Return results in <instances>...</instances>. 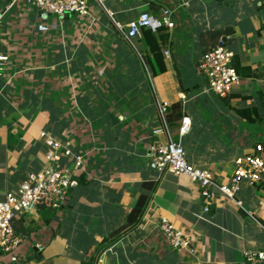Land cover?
<instances>
[{"label":"crops","instance_id":"0c3cea01","mask_svg":"<svg viewBox=\"0 0 264 264\" xmlns=\"http://www.w3.org/2000/svg\"><path fill=\"white\" fill-rule=\"evenodd\" d=\"M104 6L91 2L85 16L51 15V28L39 31L35 7L0 0V51L11 55L6 77L0 75V200L41 169L40 131L71 138L85 156L60 210L37 208L14 220L24 237L18 261L0 256V264H95L99 257L103 264H238L245 250L264 251V177L241 182L233 199L214 188L204 211L198 184L153 170L148 154L153 140L169 135L189 162L229 185L233 160L264 144V107L255 90L260 86L264 101V1L106 0ZM165 8L176 21L172 30L161 28L166 43L149 29L127 42L115 24L142 11L159 16ZM226 28L231 34L219 40L230 38L233 62L262 71L254 79L239 75L228 106L207 90L197 67L216 45L209 32ZM163 102L165 114L179 103L181 117L171 110L167 121ZM233 106H256L261 119L247 123ZM184 117L190 128L180 135ZM143 192L149 199L138 222L102 248ZM161 218L189 236L188 248L168 244Z\"/></svg>","mask_w":264,"mask_h":264},{"label":"built area","instance_id":"2783aa9c","mask_svg":"<svg viewBox=\"0 0 264 264\" xmlns=\"http://www.w3.org/2000/svg\"><path fill=\"white\" fill-rule=\"evenodd\" d=\"M26 4L38 10L40 22L39 31L51 28L50 16L62 19L66 14L87 15L90 3L93 2L105 9L106 0H23ZM182 6H187L190 0H177ZM264 0H257L260 4ZM119 32L127 42L138 36L142 29L157 31L163 27L172 30L176 26L173 12L163 9L159 16H153L147 11L140 12L125 24L115 23ZM0 19V44L2 39ZM232 51L226 43H220L205 51L199 62L198 69L205 76L207 90L218 96H226L231 89L239 85L241 77L232 65ZM11 66L9 52L0 51V75H7ZM167 103L159 104L160 114L166 113ZM190 128V120H181L179 134H185ZM160 130H155L158 133ZM44 147L43 163L37 172H30L20 181L19 185L4 195L0 200V256L8 257L9 261H18L17 251L24 237L14 228V220L39 207L58 209L63 207L68 199L69 189L78 184L77 178L84 170V153L75 152L74 141L71 138H55L42 130L39 133ZM262 143H256L252 151L237 156L233 160L230 184L217 181L210 169L202 164H193L185 157V151L180 142L169 135L165 141L153 140L148 146L149 166L157 172H170L174 175H187L196 182L204 202V211L214 197V188L219 189L227 198L233 199L235 191L241 182L255 183L264 177V157ZM239 203V202H238ZM158 228L168 244L174 249L188 248L190 238L175 228L172 222L161 218ZM104 251L102 252V255ZM243 260L238 264H262L263 250H245ZM95 264H103L99 257Z\"/></svg>","mask_w":264,"mask_h":264},{"label":"trees","instance_id":"16d2710c","mask_svg":"<svg viewBox=\"0 0 264 264\" xmlns=\"http://www.w3.org/2000/svg\"><path fill=\"white\" fill-rule=\"evenodd\" d=\"M162 29L158 30L159 36H160L162 43H166L167 37L165 35V32L162 31ZM209 34L216 37L215 44H218V43H220V40H219L220 36H222V35H228L229 36V34H231V28L211 31V32H209ZM228 41H230V38L227 39L226 43ZM232 65L235 68L237 74L244 75V76L250 77L252 79L257 78L262 74V71L259 69H250L249 67L239 66V64H237L236 62L235 63L233 62V57H232ZM255 90L257 91V98L260 102L261 107H264V101L262 100V98L260 99V97H261L260 86H255ZM219 97H220L219 99L221 100V102L228 106L229 103L231 102V99H234L236 96L235 95L228 96V94H227L226 96H219ZM169 108H171L172 113L174 114L173 115L174 117H176V118L181 117V108H180L179 103L172 104ZM232 109H233L232 110L233 113L237 117L244 119L245 121H247V123L259 121L261 119V115L258 113L259 110L257 109L256 106H244V107H237V108H235L233 106ZM171 110H169L167 112V114H165V118H167V121L170 119L169 113ZM262 145H264V144H262ZM148 199H149V195L147 193H144V192L138 196V198L135 202V205L127 213L126 217L124 218V222L122 223V225H120L118 228H116L113 232L110 233V235L108 236L109 238H107V240H105V242L102 245V248H106V247L110 246L123 233H125L126 231H128L132 227H134V225L138 222L139 218L141 217ZM38 210L40 212L43 210V213H44V211H49L48 208H44V207H39ZM41 215L44 216L43 214H41ZM45 215L47 216L48 212H45Z\"/></svg>","mask_w":264,"mask_h":264},{"label":"rangeland","instance_id":"374dc122","mask_svg":"<svg viewBox=\"0 0 264 264\" xmlns=\"http://www.w3.org/2000/svg\"><path fill=\"white\" fill-rule=\"evenodd\" d=\"M70 16H72V15H70ZM183 81H184V79H183ZM51 210H54V211L57 212V210H60V208H58V209H51Z\"/></svg>","mask_w":264,"mask_h":264}]
</instances>
